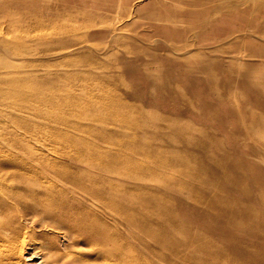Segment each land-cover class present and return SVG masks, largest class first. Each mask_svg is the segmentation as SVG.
Returning <instances> with one entry per match:
<instances>
[{
  "label": "rangeland",
  "instance_id": "374dc122",
  "mask_svg": "<svg viewBox=\"0 0 264 264\" xmlns=\"http://www.w3.org/2000/svg\"><path fill=\"white\" fill-rule=\"evenodd\" d=\"M9 172L0 264H264V0H0Z\"/></svg>",
  "mask_w": 264,
  "mask_h": 264
},
{
  "label": "bare ground",
  "instance_id": "6f19581e",
  "mask_svg": "<svg viewBox=\"0 0 264 264\" xmlns=\"http://www.w3.org/2000/svg\"><path fill=\"white\" fill-rule=\"evenodd\" d=\"M153 165V164H152ZM103 169V168H102ZM108 171V170H107ZM3 174V173H2ZM0 176H2V175H0ZM15 175L14 174H12V173H4V176H2V177H0V185H4L5 183H6V178L7 179H13V177H14ZM16 177V176H15ZM49 178V177H48ZM76 178V184H79V186H81L84 190H86V189H88L89 187H87V186H84L83 184H84V182L82 181V179L81 178H77V177H75ZM44 179V178H43ZM42 180V179H41ZM47 181V180H46ZM44 182H45V180H44ZM48 182V181H47ZM73 182H74V180H73ZM50 184H51V182H50ZM50 196H52V194H50ZM56 197L54 196H52V197H50V201H52V200H54V201H57L56 199H55ZM107 198V197H106ZM42 199V198H41ZM44 199V198H43ZM42 199V200H43ZM46 199H48V198H46ZM161 199V198H160ZM152 200V199H151ZM163 201V200H162ZM44 202V201H43ZM159 202H161V201H159ZM164 202V201H163ZM163 202H162V204H163ZM216 202V201H215ZM28 203L29 202H26V207H28ZM42 203V202H41ZM43 204V203H42ZM155 204V203H154ZM29 205H30V203H29ZM46 205V204H45ZM156 205V204H155ZM30 206H32V205H30ZM46 207V206H45ZM45 207H44V209H45ZM48 207V206H47ZM46 207V208H47ZM155 207V206H154ZM153 207V208H154ZM157 207V206H156ZM155 207V208H156ZM33 209V208H32ZM47 209H49V207L47 208ZM36 210V209H35ZM164 211V210H163ZM36 212V211H35ZM44 212V211H43ZM47 212H48V210H47ZM49 213V212H48ZM163 229V228H162ZM161 229V230H162ZM4 233V232H3ZM5 233H6V231H5ZM11 237V236H10ZM12 238V237H11ZM21 238V237H20ZM8 241V240H7ZM5 242V241H4ZM10 244V243H9ZM1 247V246H0ZM1 248H3V249H5V251L7 250H9L8 249V246L7 245H4V243L2 244V247Z\"/></svg>",
  "mask_w": 264,
  "mask_h": 264
}]
</instances>
